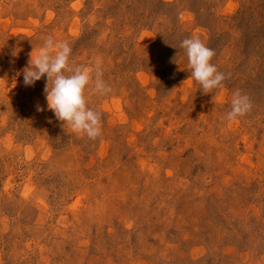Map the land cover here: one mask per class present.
<instances>
[{
    "label": "rangeland",
    "instance_id": "374dc122",
    "mask_svg": "<svg viewBox=\"0 0 264 264\" xmlns=\"http://www.w3.org/2000/svg\"><path fill=\"white\" fill-rule=\"evenodd\" d=\"M49 36L111 87L84 89L95 140L47 108L46 75L23 83ZM237 90L252 108L229 121ZM0 264H264V0H0Z\"/></svg>",
    "mask_w": 264,
    "mask_h": 264
},
{
    "label": "clouds",
    "instance_id": "9594fccd",
    "mask_svg": "<svg viewBox=\"0 0 264 264\" xmlns=\"http://www.w3.org/2000/svg\"><path fill=\"white\" fill-rule=\"evenodd\" d=\"M180 47L185 50L187 56V69L203 93H212L214 89L223 86L225 74L210 63L215 55L214 50L207 47L198 37L183 39ZM71 51L67 41H55L51 36L47 37L36 54H30L29 64L23 69V83L26 86L34 85L46 75L44 91L47 108L54 113L58 121L67 124L73 132L95 140L101 134V114L87 106L84 89L93 79V73L94 88L99 95L109 93L111 87L101 78L102 68L99 62L95 64L94 69L69 65ZM251 108L250 98L237 90L231 101V110L224 118L235 121L249 113ZM37 110L43 109L37 106Z\"/></svg>",
    "mask_w": 264,
    "mask_h": 264
},
{
    "label": "trees",
    "instance_id": "16d2710c",
    "mask_svg": "<svg viewBox=\"0 0 264 264\" xmlns=\"http://www.w3.org/2000/svg\"><path fill=\"white\" fill-rule=\"evenodd\" d=\"M261 34H262V33H261V30H257L256 33H255L254 35H259V36H260Z\"/></svg>",
    "mask_w": 264,
    "mask_h": 264
}]
</instances>
